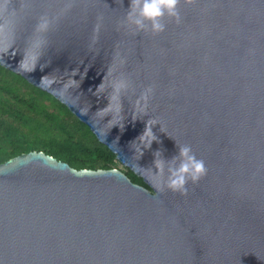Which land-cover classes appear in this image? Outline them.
<instances>
[{"label": "water", "instance_id": "95a60500", "mask_svg": "<svg viewBox=\"0 0 264 264\" xmlns=\"http://www.w3.org/2000/svg\"><path fill=\"white\" fill-rule=\"evenodd\" d=\"M129 4L6 5L15 28L0 35V65L65 104L149 187L42 150L0 163V264H264V0H180L158 33L128 25ZM42 16L52 24L37 34ZM120 77L123 130L99 114ZM150 120L157 140L140 156ZM178 145L207 170L185 194L156 186L154 154L171 160Z\"/></svg>", "mask_w": 264, "mask_h": 264}, {"label": "trees", "instance_id": "16d2710c", "mask_svg": "<svg viewBox=\"0 0 264 264\" xmlns=\"http://www.w3.org/2000/svg\"><path fill=\"white\" fill-rule=\"evenodd\" d=\"M32 150L77 169H108L118 161L65 104L0 65V163ZM126 173L133 182L149 187L133 171Z\"/></svg>", "mask_w": 264, "mask_h": 264}, {"label": "clouds", "instance_id": "9594fccd", "mask_svg": "<svg viewBox=\"0 0 264 264\" xmlns=\"http://www.w3.org/2000/svg\"><path fill=\"white\" fill-rule=\"evenodd\" d=\"M9 0H0V35L5 33H13L15 28V12L13 9L6 7ZM180 0H130L129 9L126 13L125 21L130 26H135L137 30H144L147 26L145 21L150 22L151 31L158 33L164 30L165 25L161 23L162 18L167 14L169 17H177V6ZM7 14V16L5 15ZM52 21L42 16L36 23L35 32L37 34L46 33L51 27ZM99 25L97 26L98 30ZM42 41L36 39L33 47L39 48ZM21 67L27 70V64L21 63ZM102 85H98V88ZM130 82L123 77L115 79L111 83V95L108 97V104L105 108L99 110V114L112 113V118L109 121L113 127H119L121 130L124 128L122 123L121 110V95L128 91ZM151 89H147L135 101V111L133 113V120L138 115L143 114L147 108V101ZM156 123L155 120H150L146 123L144 131L138 136L139 144L136 145V151L143 155L141 145L144 149L150 148L152 143L157 140V137L152 131V125ZM136 144V141L132 142ZM178 156L173 157L171 160H164L161 154L157 151L154 154L153 165L156 169L155 175L157 176V188L160 191L165 189L173 192L185 194L187 191L186 185L189 181L196 183L202 176L206 174V167L203 160L198 159L193 153L192 149L187 145H178ZM177 160L179 163L177 164ZM165 169L167 174L165 175Z\"/></svg>", "mask_w": 264, "mask_h": 264}, {"label": "rangeland", "instance_id": "374dc122", "mask_svg": "<svg viewBox=\"0 0 264 264\" xmlns=\"http://www.w3.org/2000/svg\"><path fill=\"white\" fill-rule=\"evenodd\" d=\"M114 167H117V168H119V169H121L122 171H127V168L126 167H124L123 165H122V163H120L119 161H117L115 164H114Z\"/></svg>", "mask_w": 264, "mask_h": 264}]
</instances>
